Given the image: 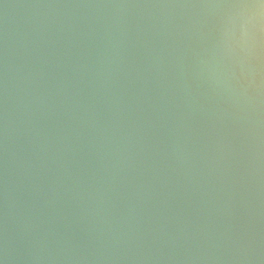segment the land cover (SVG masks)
I'll return each mask as SVG.
<instances>
[{
    "label": "water",
    "instance_id": "water-1",
    "mask_svg": "<svg viewBox=\"0 0 264 264\" xmlns=\"http://www.w3.org/2000/svg\"><path fill=\"white\" fill-rule=\"evenodd\" d=\"M239 4L0 0V264H264Z\"/></svg>",
    "mask_w": 264,
    "mask_h": 264
},
{
    "label": "clouds",
    "instance_id": "clouds-1",
    "mask_svg": "<svg viewBox=\"0 0 264 264\" xmlns=\"http://www.w3.org/2000/svg\"><path fill=\"white\" fill-rule=\"evenodd\" d=\"M240 7L243 8H254L258 11L256 12L257 19L261 24V46L257 50V64L258 70L253 73V87L259 88L264 95V0H252L251 3L248 0H240Z\"/></svg>",
    "mask_w": 264,
    "mask_h": 264
}]
</instances>
